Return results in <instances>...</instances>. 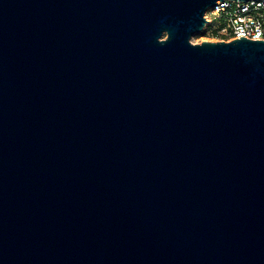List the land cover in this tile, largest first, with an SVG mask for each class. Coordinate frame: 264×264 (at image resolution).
Returning <instances> with one entry per match:
<instances>
[{"label": "water", "instance_id": "water-1", "mask_svg": "<svg viewBox=\"0 0 264 264\" xmlns=\"http://www.w3.org/2000/svg\"><path fill=\"white\" fill-rule=\"evenodd\" d=\"M217 1L0 0V264H264V39L194 44Z\"/></svg>", "mask_w": 264, "mask_h": 264}, {"label": "built area", "instance_id": "built-area-1", "mask_svg": "<svg viewBox=\"0 0 264 264\" xmlns=\"http://www.w3.org/2000/svg\"><path fill=\"white\" fill-rule=\"evenodd\" d=\"M204 17L209 21L200 34L204 40L264 39V0L217 1Z\"/></svg>", "mask_w": 264, "mask_h": 264}, {"label": "rangeland", "instance_id": "rangeland-1", "mask_svg": "<svg viewBox=\"0 0 264 264\" xmlns=\"http://www.w3.org/2000/svg\"><path fill=\"white\" fill-rule=\"evenodd\" d=\"M203 41H211V42H214V41H218L216 38H214V39H203L201 36H200V34H198L197 36H193L192 37V42L194 43V44H198V43H202Z\"/></svg>", "mask_w": 264, "mask_h": 264}]
</instances>
